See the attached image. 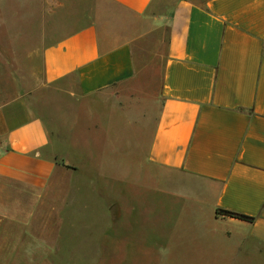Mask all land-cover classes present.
I'll list each match as a JSON object with an SVG mask.
<instances>
[{
	"label": "crops",
	"instance_id": "obj_1",
	"mask_svg": "<svg viewBox=\"0 0 264 264\" xmlns=\"http://www.w3.org/2000/svg\"><path fill=\"white\" fill-rule=\"evenodd\" d=\"M99 1L41 48L33 93L0 103L4 195L42 200L35 207L26 201L27 212L68 213L38 231L29 220L20 258L115 264L264 258V0ZM142 93L153 114L135 111ZM47 115L59 128L56 144ZM135 123L146 138L144 164L174 186L161 191L167 204H154L142 218L133 206L124 220L116 199L114 216L105 205L95 211L100 220L83 221L100 229V249L61 255L59 242L43 235L60 238L80 223L69 213L81 207L77 198L86 190L97 187L102 197L103 149L115 156L120 129ZM114 175L123 178L117 165Z\"/></svg>",
	"mask_w": 264,
	"mask_h": 264
},
{
	"label": "rangeland",
	"instance_id": "obj_2",
	"mask_svg": "<svg viewBox=\"0 0 264 264\" xmlns=\"http://www.w3.org/2000/svg\"><path fill=\"white\" fill-rule=\"evenodd\" d=\"M98 4H101V1L0 0V103L18 92L33 93L36 76L41 67V48L70 32L71 23L83 17L91 7L94 8ZM150 100L144 93L136 96L135 111L139 115L144 111L153 114L155 109ZM45 121L51 133L52 143L56 144L59 128L52 126L50 116L47 115ZM120 131L124 136H119L116 161L112 160L115 156L111 154L110 147L103 149L108 175L101 180L99 186L102 197H99L97 187L86 190V193L77 198L78 207L80 205L81 207L69 213L71 221L80 223L74 229L65 231L60 238L55 234L43 235V239L48 243L59 242L61 248L58 252L61 255L91 256L100 249V229L91 228L83 223L87 219L100 220L101 216L95 212L100 207L103 209L106 205L108 213L114 216L117 199L125 214L124 220L131 219L132 214H127V211L133 206L139 209L142 218L144 211L152 208L154 204L166 205L165 201L170 198L161 191L168 193L169 188L174 186L169 185L163 178L159 179V172L144 164L146 138L141 136L137 123L132 124L130 129L123 127ZM137 163L140 165L139 171L136 168ZM116 165L120 172L123 171L122 179L114 178ZM127 167L130 168V172H127ZM151 175L156 177L154 181ZM155 190L156 194L153 193ZM4 191L9 190H4L0 183V264H115V260L20 258L29 220L33 221V230L38 231L44 222L54 221L56 226L59 225L62 219L59 215L67 212L53 214L40 208L27 212V202L35 207V204H41L42 200L26 196L21 202L19 196H7L4 195ZM50 202L56 204V201L51 199ZM84 205H88L89 208L85 210ZM52 215L55 216L53 220ZM31 251L33 254L48 252L45 249ZM112 251L115 252L114 247ZM246 263L264 264V258L247 260L237 256L235 264ZM167 264H180V261H167Z\"/></svg>",
	"mask_w": 264,
	"mask_h": 264
},
{
	"label": "trees",
	"instance_id": "obj_3",
	"mask_svg": "<svg viewBox=\"0 0 264 264\" xmlns=\"http://www.w3.org/2000/svg\"><path fill=\"white\" fill-rule=\"evenodd\" d=\"M215 213L217 215L228 216V217H231V218H234V219H238V220H242V221H247V222H252L253 221L252 217H249V216H246V215H242V214H238V213H234V212L227 211V210L217 209L215 211Z\"/></svg>",
	"mask_w": 264,
	"mask_h": 264
}]
</instances>
